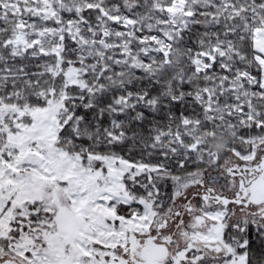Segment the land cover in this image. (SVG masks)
I'll use <instances>...</instances> for the list:
<instances>
[{
  "label": "snow or ice",
  "instance_id": "1",
  "mask_svg": "<svg viewBox=\"0 0 264 264\" xmlns=\"http://www.w3.org/2000/svg\"><path fill=\"white\" fill-rule=\"evenodd\" d=\"M0 264H264V0H0Z\"/></svg>",
  "mask_w": 264,
  "mask_h": 264
}]
</instances>
